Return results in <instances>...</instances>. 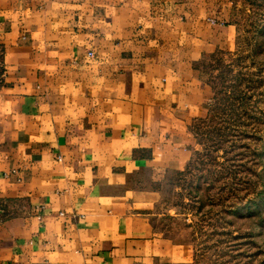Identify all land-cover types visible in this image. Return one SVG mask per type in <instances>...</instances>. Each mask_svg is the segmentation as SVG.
Here are the masks:
<instances>
[{
  "label": "crops",
  "instance_id": "obj_1",
  "mask_svg": "<svg viewBox=\"0 0 264 264\" xmlns=\"http://www.w3.org/2000/svg\"><path fill=\"white\" fill-rule=\"evenodd\" d=\"M237 45L231 0H0V264L192 261L154 217Z\"/></svg>",
  "mask_w": 264,
  "mask_h": 264
},
{
  "label": "rangeland",
  "instance_id": "obj_2",
  "mask_svg": "<svg viewBox=\"0 0 264 264\" xmlns=\"http://www.w3.org/2000/svg\"><path fill=\"white\" fill-rule=\"evenodd\" d=\"M231 3L237 49L204 58L210 113L196 122V149L164 185L154 217L194 249L183 264H264V0Z\"/></svg>",
  "mask_w": 264,
  "mask_h": 264
},
{
  "label": "built area",
  "instance_id": "obj_3",
  "mask_svg": "<svg viewBox=\"0 0 264 264\" xmlns=\"http://www.w3.org/2000/svg\"><path fill=\"white\" fill-rule=\"evenodd\" d=\"M88 54H89V55H92V52H88ZM60 214H62V213L60 212Z\"/></svg>",
  "mask_w": 264,
  "mask_h": 264
}]
</instances>
